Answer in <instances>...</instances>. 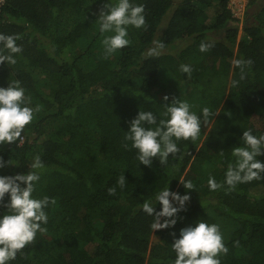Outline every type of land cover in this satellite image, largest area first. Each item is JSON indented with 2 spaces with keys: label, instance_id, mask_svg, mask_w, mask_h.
Instances as JSON below:
<instances>
[{
  "label": "trees",
  "instance_id": "obj_1",
  "mask_svg": "<svg viewBox=\"0 0 264 264\" xmlns=\"http://www.w3.org/2000/svg\"><path fill=\"white\" fill-rule=\"evenodd\" d=\"M230 1L136 0L146 27L130 26L129 44L111 55L91 0L0 3V33L16 36L21 49L14 65L0 63V87L18 80L30 106H39L18 141L0 145V156L14 164L0 175L26 172L39 154L44 167L34 195L56 200L46 209V231L10 264H172L171 233L197 219L219 225L228 248L218 254L220 264H264V174L232 189L207 185L209 176L223 184L243 130L264 133V0H248L241 18ZM211 6L217 9L209 22ZM153 40L165 48L146 58ZM202 40L214 46L200 52ZM236 59L251 63L241 69ZM181 64L191 65L190 75ZM171 83L175 90L166 92ZM174 96L197 115L202 107L217 114L202 121L196 141H178L180 151L165 165L139 164L135 150L124 147L128 122L139 110L163 112ZM123 173L125 187L109 195ZM181 179L194 189L185 190ZM167 185L187 191L189 200L173 228L152 230L140 206Z\"/></svg>",
  "mask_w": 264,
  "mask_h": 264
},
{
  "label": "clouds",
  "instance_id": "obj_2",
  "mask_svg": "<svg viewBox=\"0 0 264 264\" xmlns=\"http://www.w3.org/2000/svg\"><path fill=\"white\" fill-rule=\"evenodd\" d=\"M99 32L103 35L101 41L105 55H111L129 44L128 29L146 27L144 5L136 0H109L103 5L97 16ZM17 37L0 33V63L14 65L15 55L21 51L16 43ZM214 44L202 40L198 45L200 52H207ZM165 43L153 40L152 46L144 53L146 58L158 57L162 54ZM234 65L242 67L250 64V60L236 59ZM179 71L191 74L189 64H181ZM236 83V81H233ZM168 100V96H164ZM161 113L139 110L135 117L128 122L124 131L125 148L135 150L139 164L152 166L153 160L161 165L168 162V157L180 151L178 141H196L200 135L201 124L207 122L210 116L217 113L209 107H202L200 114L191 110V105L184 99L172 97L170 102L163 104ZM39 106H30V99L25 95V89L18 80L8 83L7 87H0V145L17 142L25 126L34 119V113ZM240 143L231 147V161L227 163L223 184L215 177L209 176L207 185L210 190L223 186L229 189L236 185L261 179L264 174V161L258 159L264 155V133L254 135L251 129L243 130L239 137ZM223 150H221V156ZM11 164L10 159L0 156V169ZM26 172L11 175H0V264H10L17 253L31 243L37 233L46 229L43 225L48 222L46 209L55 205L53 197L34 195L40 172L44 165L39 154L31 157ZM124 173L116 180V186L108 187L109 195H114L117 186L123 189L126 184ZM185 190H193L191 180H179ZM7 200L5 201V196ZM189 200L188 192L183 194L172 191L169 185L155 191L153 197L144 200L141 210L152 217L150 228L160 230L173 228L178 214L185 210ZM159 203V210L155 205ZM171 245L175 258L172 264H220V253H226L228 248L223 242L220 227L216 223H208L204 219H197L192 224L179 229L178 235L171 233Z\"/></svg>",
  "mask_w": 264,
  "mask_h": 264
},
{
  "label": "rangeland",
  "instance_id": "obj_3",
  "mask_svg": "<svg viewBox=\"0 0 264 264\" xmlns=\"http://www.w3.org/2000/svg\"><path fill=\"white\" fill-rule=\"evenodd\" d=\"M91 1H92L93 9L96 10V12L97 11L99 12L103 8L104 3L106 2V0H91ZM247 3H248V0H231L228 3V6H229V8L232 11L233 16H235L237 18H241ZM216 9H217V6H211V7L208 8L209 22L212 21V18L214 16V13L216 12ZM61 19H64V16H61ZM240 34H241V31L239 29L238 32H237V39L240 36ZM76 52H77V48L76 47L72 48V49H70L68 51V55L69 56H74ZM219 83L217 84V86L219 85ZM214 85H216V84L214 83L213 87H214ZM220 85L222 86V84H220ZM176 86H177L176 83L166 84L165 85V90H166V92H168L169 90L174 91ZM211 87L212 86L210 85V90H212ZM226 87H227V85L225 86L224 93H226V89H227ZM252 192L256 193L258 191L257 190H252ZM151 239L152 240L155 239V235L154 234H152Z\"/></svg>",
  "mask_w": 264,
  "mask_h": 264
},
{
  "label": "built area",
  "instance_id": "obj_4",
  "mask_svg": "<svg viewBox=\"0 0 264 264\" xmlns=\"http://www.w3.org/2000/svg\"><path fill=\"white\" fill-rule=\"evenodd\" d=\"M3 0H0V3H2Z\"/></svg>",
  "mask_w": 264,
  "mask_h": 264
}]
</instances>
